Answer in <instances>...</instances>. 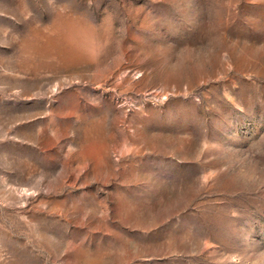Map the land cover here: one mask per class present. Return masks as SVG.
Wrapping results in <instances>:
<instances>
[{"label":"rangeland","instance_id":"374dc122","mask_svg":"<svg viewBox=\"0 0 264 264\" xmlns=\"http://www.w3.org/2000/svg\"><path fill=\"white\" fill-rule=\"evenodd\" d=\"M0 264H264V0H0Z\"/></svg>","mask_w":264,"mask_h":264}]
</instances>
